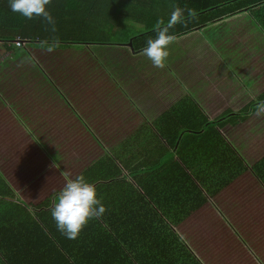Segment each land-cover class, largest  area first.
<instances>
[{
  "label": "trees",
  "instance_id": "1",
  "mask_svg": "<svg viewBox=\"0 0 264 264\" xmlns=\"http://www.w3.org/2000/svg\"><path fill=\"white\" fill-rule=\"evenodd\" d=\"M177 7L169 34L220 60L149 121L94 47L141 52ZM46 8L0 0V40L24 41L0 61V264H264V0ZM80 174L106 211L69 239L50 208Z\"/></svg>",
  "mask_w": 264,
  "mask_h": 264
},
{
  "label": "rangeland",
  "instance_id": "2",
  "mask_svg": "<svg viewBox=\"0 0 264 264\" xmlns=\"http://www.w3.org/2000/svg\"><path fill=\"white\" fill-rule=\"evenodd\" d=\"M208 47L198 33L179 37L168 46L164 67L153 66L141 52H132L127 46L94 47V52L116 79L128 83L125 91L135 102L147 108L149 115H156L217 64Z\"/></svg>",
  "mask_w": 264,
  "mask_h": 264
},
{
  "label": "clouds",
  "instance_id": "3",
  "mask_svg": "<svg viewBox=\"0 0 264 264\" xmlns=\"http://www.w3.org/2000/svg\"><path fill=\"white\" fill-rule=\"evenodd\" d=\"M51 0H9L13 12H18L28 19L42 16L51 20L46 6ZM194 15V10H190ZM182 10L175 8L169 21H157L154 28L156 36L149 38L141 54L146 56L155 67H164L169 56L168 46L175 41V36L169 34V29L181 21ZM264 113L261 107L257 113ZM106 211L102 201L97 197L93 183L86 180L83 174L69 178L54 198L50 214L59 231L67 238L75 239L91 219L99 218Z\"/></svg>",
  "mask_w": 264,
  "mask_h": 264
},
{
  "label": "crops",
  "instance_id": "4",
  "mask_svg": "<svg viewBox=\"0 0 264 264\" xmlns=\"http://www.w3.org/2000/svg\"><path fill=\"white\" fill-rule=\"evenodd\" d=\"M200 35L202 37L201 34H199V32H193V33H190L191 34H197ZM204 39V38H203ZM204 42H206L204 40ZM207 45V42L205 43ZM209 50L214 54V59L216 60V63L219 62V57L217 55V52L216 50L209 44ZM132 51V50H131ZM133 52V51H132ZM138 53V52H136ZM4 57L0 58V61L3 60ZM109 73L112 75V77L116 80V82L123 88V90L125 91V86H128V83H125V85H123V80L122 79H118V76H117V79L115 78V75L109 70ZM126 92V91H125ZM129 92V91H128ZM127 93V92H126ZM131 94V93H130ZM129 93H127V95L131 98V100L134 102V104L140 109V111L143 113V115L149 120V121H153L161 112L157 113L156 115H149L148 111H147V108H145L144 106L142 105H138V101L134 100V97H132ZM1 168V167H0Z\"/></svg>",
  "mask_w": 264,
  "mask_h": 264
},
{
  "label": "built area",
  "instance_id": "5",
  "mask_svg": "<svg viewBox=\"0 0 264 264\" xmlns=\"http://www.w3.org/2000/svg\"><path fill=\"white\" fill-rule=\"evenodd\" d=\"M23 43L24 41L19 36H16L12 40H0V58L5 57V55L9 53L5 50V46H10L11 44H13L19 47Z\"/></svg>",
  "mask_w": 264,
  "mask_h": 264
},
{
  "label": "water",
  "instance_id": "6",
  "mask_svg": "<svg viewBox=\"0 0 264 264\" xmlns=\"http://www.w3.org/2000/svg\"><path fill=\"white\" fill-rule=\"evenodd\" d=\"M132 38L127 42V43H125L123 46H127V47H129L132 51H133V48H132Z\"/></svg>",
  "mask_w": 264,
  "mask_h": 264
}]
</instances>
